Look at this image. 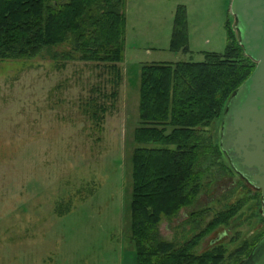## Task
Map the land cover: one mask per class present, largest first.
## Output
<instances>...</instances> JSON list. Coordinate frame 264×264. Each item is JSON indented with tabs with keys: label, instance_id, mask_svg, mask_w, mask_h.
I'll list each match as a JSON object with an SVG mask.
<instances>
[{
	"label": "rangeland",
	"instance_id": "rangeland-1",
	"mask_svg": "<svg viewBox=\"0 0 264 264\" xmlns=\"http://www.w3.org/2000/svg\"><path fill=\"white\" fill-rule=\"evenodd\" d=\"M231 3L127 0L116 98L103 69L65 58L70 43L34 59L0 60V264H137L130 240V158L142 66L200 63L205 53L223 54L229 28L236 31ZM179 6L187 10L189 54L169 50ZM92 99L106 108L99 125L87 106ZM221 129L219 120L213 126L219 140ZM214 172L203 179L211 187L192 209L164 219V239L184 243L196 235L187 214L207 207L209 221L239 202L245 205L232 224L207 236L197 252L209 250L211 241L234 250L264 232L255 189L235 172Z\"/></svg>",
	"mask_w": 264,
	"mask_h": 264
},
{
	"label": "trees",
	"instance_id": "trees-1",
	"mask_svg": "<svg viewBox=\"0 0 264 264\" xmlns=\"http://www.w3.org/2000/svg\"><path fill=\"white\" fill-rule=\"evenodd\" d=\"M126 7L127 0H0V60L34 59L70 43L65 58L103 69L115 88L111 97L116 98L126 52ZM189 45L187 10L179 6L169 50L189 54ZM255 67L232 27L223 54L205 53L200 63L142 66L140 121L130 158V240L137 264H241L264 236L234 250L211 241L209 250L197 252L207 236L232 224L243 210L241 202L216 212L209 221L207 207L187 214L196 235L184 243L167 241L160 231L165 218L172 220L193 208L211 187L203 179L212 177L214 170L234 174L230 163L223 162L213 126L222 123L229 100ZM87 106L99 125L106 108L95 99ZM254 197L261 210V193L256 191Z\"/></svg>",
	"mask_w": 264,
	"mask_h": 264
},
{
	"label": "water",
	"instance_id": "water-1",
	"mask_svg": "<svg viewBox=\"0 0 264 264\" xmlns=\"http://www.w3.org/2000/svg\"><path fill=\"white\" fill-rule=\"evenodd\" d=\"M230 12L256 67L229 100L220 145L234 172L261 193L264 217V0H232ZM241 264H264V236Z\"/></svg>",
	"mask_w": 264,
	"mask_h": 264
}]
</instances>
